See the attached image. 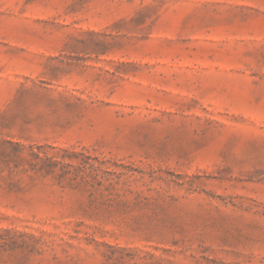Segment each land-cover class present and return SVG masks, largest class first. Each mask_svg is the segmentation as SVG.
Masks as SVG:
<instances>
[{
  "label": "rangeland",
  "instance_id": "obj_1",
  "mask_svg": "<svg viewBox=\"0 0 264 264\" xmlns=\"http://www.w3.org/2000/svg\"><path fill=\"white\" fill-rule=\"evenodd\" d=\"M0 264H264V0H0Z\"/></svg>",
  "mask_w": 264,
  "mask_h": 264
}]
</instances>
